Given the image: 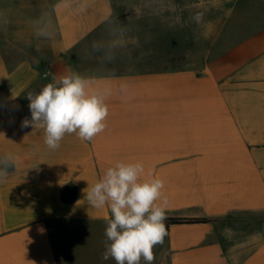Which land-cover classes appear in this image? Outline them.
<instances>
[{"label":"crops","instance_id":"0c3cea01","mask_svg":"<svg viewBox=\"0 0 264 264\" xmlns=\"http://www.w3.org/2000/svg\"><path fill=\"white\" fill-rule=\"evenodd\" d=\"M121 4L0 0V264H116L87 191L119 162L164 181L165 221L209 220L169 225L153 264H264V0ZM73 72L106 127L51 150L27 94Z\"/></svg>","mask_w":264,"mask_h":264},{"label":"clouds","instance_id":"9594fccd","mask_svg":"<svg viewBox=\"0 0 264 264\" xmlns=\"http://www.w3.org/2000/svg\"><path fill=\"white\" fill-rule=\"evenodd\" d=\"M27 99L31 119H25L22 126L43 129L44 143L51 150L60 147L66 134L76 133L80 139L91 141L106 127L105 96L89 92V81L78 73L60 77L38 93H28ZM10 161V156L0 160V177L7 175ZM143 173L141 162H119L87 191L92 207L107 205L111 211L105 228L110 243L102 254L104 260L140 264L143 259L145 264H153V249L167 235V199L156 203L163 195L164 181L158 177L141 181Z\"/></svg>","mask_w":264,"mask_h":264},{"label":"rangeland","instance_id":"374dc122","mask_svg":"<svg viewBox=\"0 0 264 264\" xmlns=\"http://www.w3.org/2000/svg\"><path fill=\"white\" fill-rule=\"evenodd\" d=\"M182 1L183 2L185 1V4L186 5H189L191 7H193L192 6L193 4H196V3L199 2V0H167V3H168V6H169L170 11H175L174 9H176L177 8V5L179 3L181 4ZM148 2L152 5V7L156 8V7H160L161 0H148ZM121 3H122L121 4L122 7H124V5L127 6L128 0H121ZM170 19H175V16L170 17ZM174 34H175L174 32H170V37L172 35H174ZM170 42H171V40H170ZM170 54H172V57H174L173 58L174 61H173L172 64H176V54H177V50H176L175 47H171V45H170Z\"/></svg>","mask_w":264,"mask_h":264},{"label":"trees","instance_id":"16d2710c","mask_svg":"<svg viewBox=\"0 0 264 264\" xmlns=\"http://www.w3.org/2000/svg\"><path fill=\"white\" fill-rule=\"evenodd\" d=\"M204 222H209V220L205 218H200V219H168L165 221L166 228H168L169 225L171 224H183V223H204Z\"/></svg>","mask_w":264,"mask_h":264}]
</instances>
